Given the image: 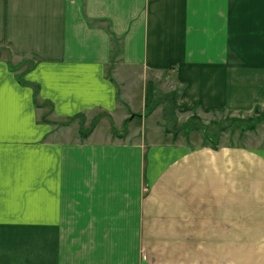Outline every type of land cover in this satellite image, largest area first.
Listing matches in <instances>:
<instances>
[{"label":"crops","instance_id":"0c3cea01","mask_svg":"<svg viewBox=\"0 0 264 264\" xmlns=\"http://www.w3.org/2000/svg\"><path fill=\"white\" fill-rule=\"evenodd\" d=\"M172 92L264 111V0H0V264H264V146Z\"/></svg>","mask_w":264,"mask_h":264},{"label":"rangeland","instance_id":"374dc122","mask_svg":"<svg viewBox=\"0 0 264 264\" xmlns=\"http://www.w3.org/2000/svg\"><path fill=\"white\" fill-rule=\"evenodd\" d=\"M5 53L9 56L6 51ZM162 84H160L159 87H164ZM159 91L161 92L158 94L159 96L164 94L161 89H159ZM174 93L175 92H172L168 95V100L163 99L160 101V115H156L152 120L155 126L163 128V134L169 137V141H179V138L182 136L186 138L189 144L194 143L205 146L206 144L210 145V143L215 144L213 141L217 140L219 137L229 138V134L236 143L260 144L264 146V114H260L264 112H260V115L255 113L250 117L245 115L218 113L206 119L204 123L201 119L194 116L190 119V124H173L169 123L167 120L174 112V105L171 100L172 94ZM101 118H103V116L95 113L88 117L80 116L70 119L68 120V124L71 125L73 136L82 140L86 138L94 128H97L101 124ZM136 122L139 123L138 120H136ZM250 127H253V129ZM105 129L107 131V127H105ZM111 131L113 132V130ZM173 132H176V134H173ZM81 133L85 134L84 138L81 136Z\"/></svg>","mask_w":264,"mask_h":264},{"label":"trees","instance_id":"16d2710c","mask_svg":"<svg viewBox=\"0 0 264 264\" xmlns=\"http://www.w3.org/2000/svg\"><path fill=\"white\" fill-rule=\"evenodd\" d=\"M176 98H177V94H176V92L174 93V94H172V102H173V105H174V110H175V107H176ZM260 112H264V111H260L258 108H255V110H254V114L256 113V114H259ZM260 114H264V113H260ZM259 114V115H260ZM192 117H194V116H192ZM191 117V118H192ZM190 118V119H191ZM253 119V118H252ZM191 122L189 121V123L188 124H190ZM253 126V125H252ZM250 128H252L253 129V127H250ZM84 133H81V136H83V138H84Z\"/></svg>","mask_w":264,"mask_h":264}]
</instances>
